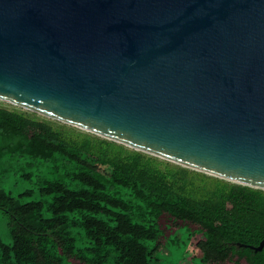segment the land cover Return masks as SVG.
<instances>
[{
  "label": "water",
  "instance_id": "obj_1",
  "mask_svg": "<svg viewBox=\"0 0 264 264\" xmlns=\"http://www.w3.org/2000/svg\"><path fill=\"white\" fill-rule=\"evenodd\" d=\"M0 100L264 189V0H0Z\"/></svg>",
  "mask_w": 264,
  "mask_h": 264
},
{
  "label": "trees",
  "instance_id": "obj_2",
  "mask_svg": "<svg viewBox=\"0 0 264 264\" xmlns=\"http://www.w3.org/2000/svg\"><path fill=\"white\" fill-rule=\"evenodd\" d=\"M0 209V264H156L180 234L191 264H264V189L1 105Z\"/></svg>",
  "mask_w": 264,
  "mask_h": 264
},
{
  "label": "rangeland",
  "instance_id": "obj_3",
  "mask_svg": "<svg viewBox=\"0 0 264 264\" xmlns=\"http://www.w3.org/2000/svg\"><path fill=\"white\" fill-rule=\"evenodd\" d=\"M0 105L3 107L10 108V109H17L19 111L25 112V113L30 114L36 118H39V119L47 120V121L51 122L56 127H60L63 129H68V127H74V126L68 125L66 123H63L61 121H57L55 119L44 116L42 114L26 110L22 107L10 104V103L2 101V100H0ZM74 130L76 132L88 133L90 135H93V133L88 132V131L83 130V129H80V128H77V127H74ZM130 149H132V148H130ZM158 159L164 160V159L159 158V157H158ZM164 161H167V160H164ZM167 162H169L171 164H176V163L171 162V161H167ZM176 165H179V164H176ZM5 188H6V190L10 191L12 194H15L16 192H18L19 190H21L23 188V184L14 183V179L11 178V179L6 181ZM184 238H185V234H180L178 237V243L177 244H175L171 247H168L167 249L162 251V253L160 252V255H159L160 260L156 264H191L192 258L194 256H196V254L198 253V251L195 247V243L199 239V236L192 237L190 239V242H191L190 244H188L187 241L185 242ZM0 239L5 244H8L10 242L9 229H8V225H7V215L1 209H0ZM193 264H197V258L194 260Z\"/></svg>",
  "mask_w": 264,
  "mask_h": 264
}]
</instances>
